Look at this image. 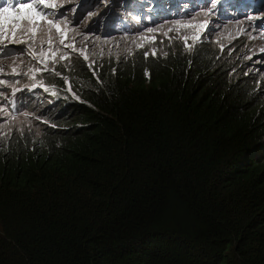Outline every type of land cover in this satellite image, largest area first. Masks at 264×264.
Here are the masks:
<instances>
[{"label":"trees","instance_id":"trees-1","mask_svg":"<svg viewBox=\"0 0 264 264\" xmlns=\"http://www.w3.org/2000/svg\"><path fill=\"white\" fill-rule=\"evenodd\" d=\"M217 50L47 75L41 128L0 137V264H264V90Z\"/></svg>","mask_w":264,"mask_h":264},{"label":"rangeland","instance_id":"rangeland-1","mask_svg":"<svg viewBox=\"0 0 264 264\" xmlns=\"http://www.w3.org/2000/svg\"><path fill=\"white\" fill-rule=\"evenodd\" d=\"M111 1L44 0V5H40L37 0L33 3L37 6V15L32 16L31 22H18L16 39L21 42L12 43L9 38L0 44V137L12 131L41 128L45 120L40 111L52 102L54 93L45 78L50 74L58 76L57 66L70 67L75 60L92 65L135 52L155 55L179 48L189 51L194 44L206 41L219 53L245 64L259 78L264 90V26L257 25L261 23L260 18L264 22V7L252 9L247 1L248 9L227 18L223 16L225 8H221L220 14L212 0L211 6L206 4L183 15H158L153 19L150 13L155 12L148 7L147 12L135 14L124 7L131 0H118L113 5ZM168 2L165 10L157 9L171 13L184 9V3ZM115 14L113 30L107 22ZM7 35L10 37L11 32ZM33 86L36 90L40 88V97L35 94L23 104L7 106L4 100L9 90L18 92Z\"/></svg>","mask_w":264,"mask_h":264},{"label":"clouds","instance_id":"clouds-1","mask_svg":"<svg viewBox=\"0 0 264 264\" xmlns=\"http://www.w3.org/2000/svg\"><path fill=\"white\" fill-rule=\"evenodd\" d=\"M36 1L37 0H29L30 3H34ZM136 1L139 2V4H141L144 7V9L146 7H148L149 9H151V11H154L155 14L150 13V16L153 19H156L158 17V15H160V16L183 15V14H185L186 11H195L200 6L205 7L206 4H210V6H211L212 0H206V1L200 0V2L194 1V0H172V2H175V3H184L185 4L184 9H182L181 11L175 12V13L164 12V11H161L160 9H157V7H162L165 10V8L169 5L168 1H171V0H163V1H158V0H131L129 2V4L125 5L124 7L126 9H128L129 11H131L132 13H135V14L144 13L140 9H133L131 7V6H133L132 5L133 2H136ZM214 1H215V5L218 8V12L220 14H221V8L222 7L225 8L226 14H223V16H225L227 18H231L235 14H241V12L243 10L247 9V8L243 7L245 2H240V3L235 4L233 2V0H214ZM115 2H118V0H112L111 5H113ZM241 3L243 4L242 6H240ZM227 11H229V12H227ZM115 20H117V14H115L114 17H110L108 19V22H107V26H109L113 30H114ZM258 21H260L261 23H257V25L264 26V22L261 21V18L258 19ZM115 27L121 28V25H119V26L115 25ZM9 38H11V36ZM40 93H41L40 88H37V90H36L34 86L32 88H28L27 90H25V88H22L18 92L16 91V89H12L11 91L9 90L7 92V98L4 101L6 102L7 106L14 107L15 105L23 104L25 100L32 99L35 94H37L40 97Z\"/></svg>","mask_w":264,"mask_h":264},{"label":"snow or ice","instance_id":"snow-or-ice-1","mask_svg":"<svg viewBox=\"0 0 264 264\" xmlns=\"http://www.w3.org/2000/svg\"><path fill=\"white\" fill-rule=\"evenodd\" d=\"M8 0H3L0 3V44H3L5 40H8L9 37L7 33L11 32V41L12 43H20L21 41L16 39V32L18 31V22H23L25 20L31 22L32 16L37 15L36 7L33 3H30L29 0H12V4L8 7L3 6L7 4ZM40 5H44V0H40ZM15 9L13 13L10 9ZM62 15V13H61ZM49 23H54L49 21ZM57 31L60 30V25L55 24ZM63 43V42H61ZM7 46L6 44L4 45Z\"/></svg>","mask_w":264,"mask_h":264},{"label":"bare ground","instance_id":"bare-ground-1","mask_svg":"<svg viewBox=\"0 0 264 264\" xmlns=\"http://www.w3.org/2000/svg\"><path fill=\"white\" fill-rule=\"evenodd\" d=\"M251 7H252V9L256 8V6H255V5H252ZM145 11H146V10H144V12H145Z\"/></svg>","mask_w":264,"mask_h":264}]
</instances>
